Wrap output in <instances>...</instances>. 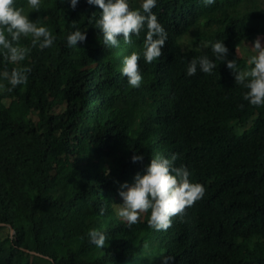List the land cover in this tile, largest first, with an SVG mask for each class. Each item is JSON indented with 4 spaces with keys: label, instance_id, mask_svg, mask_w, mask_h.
Here are the masks:
<instances>
[{
    "label": "trees",
    "instance_id": "16d2710c",
    "mask_svg": "<svg viewBox=\"0 0 264 264\" xmlns=\"http://www.w3.org/2000/svg\"><path fill=\"white\" fill-rule=\"evenodd\" d=\"M128 2L139 9L142 0ZM14 6L55 39L40 50L21 37L30 52L18 64L0 49V72L31 68L27 84L0 89V231L14 230L0 233V264H264V106L243 99L247 90L211 51L221 41L237 70L247 69L250 45L260 37L264 46V0H157L166 50L161 63L139 64L138 88L121 74L132 53L122 37L118 47L103 44L98 6ZM76 30L86 40L69 47ZM202 55L216 69L188 76ZM157 152L176 154L174 167L203 185V198L167 231L150 228L148 213L129 227L117 215L120 185ZM93 228L105 247L89 241Z\"/></svg>",
    "mask_w": 264,
    "mask_h": 264
},
{
    "label": "clouds",
    "instance_id": "9594fccd",
    "mask_svg": "<svg viewBox=\"0 0 264 264\" xmlns=\"http://www.w3.org/2000/svg\"><path fill=\"white\" fill-rule=\"evenodd\" d=\"M63 3L64 0H61ZM74 10L78 0H68ZM89 5L98 6L100 18L96 20V28L102 34L105 46L118 47L119 38L122 44L128 46L131 54L124 57L121 74L127 78L128 84L138 88L142 81L139 64L146 62L151 64L157 60L162 61L164 52L162 49L167 40V25H161L157 16L152 12L157 0H142L139 9L129 6L128 0H87ZM215 0H203L205 6H210ZM30 8L39 10L41 0H27ZM31 36V46L40 50L49 48L54 42V36L48 28L38 26L36 22L24 14L23 8L14 6V0H0V49L7 63L18 64L24 61L30 52L28 47L19 44L21 37ZM144 38V41L142 39ZM86 40L85 32L76 30L67 36L69 47L76 46ZM184 40L177 41L179 43ZM182 54H187L184 47L177 44ZM253 55L247 58L248 68L237 70V61L228 60V49L223 42L217 41L211 44V51L218 60L226 62L228 69L234 73L235 83L242 85L247 91L243 99L250 105L264 106V46L260 37H257L251 46ZM161 63V62H160ZM217 64L207 55L192 59L187 68V75L194 76L198 69L204 74H211ZM29 67L7 68L0 72V89L11 92L19 85L28 82ZM10 86V87H9ZM243 108V105H240ZM176 154L166 158L160 152L151 156L143 175L137 173L134 183L127 182L120 185L118 195L123 203L119 204L117 215L130 227L136 224L142 213H148L147 224L156 231H167L172 224V218L182 215L186 208L203 198L205 189L199 183L190 182V173L183 165L174 167ZM142 155H133L132 161H142ZM101 208L100 214L103 215ZM89 241L98 248L105 247L106 235L93 228L88 232ZM171 258H166L169 261Z\"/></svg>",
    "mask_w": 264,
    "mask_h": 264
},
{
    "label": "rangeland",
    "instance_id": "374dc122",
    "mask_svg": "<svg viewBox=\"0 0 264 264\" xmlns=\"http://www.w3.org/2000/svg\"><path fill=\"white\" fill-rule=\"evenodd\" d=\"M251 46L252 45H250V48H249V51H251V53L253 52L252 51V49H251ZM7 230H8V228H6ZM6 229H2L1 231H0V233L3 235V236H5L6 235V233H7V230ZM9 231V230H8Z\"/></svg>",
    "mask_w": 264,
    "mask_h": 264
},
{
    "label": "water",
    "instance_id": "95a60500",
    "mask_svg": "<svg viewBox=\"0 0 264 264\" xmlns=\"http://www.w3.org/2000/svg\"><path fill=\"white\" fill-rule=\"evenodd\" d=\"M9 229H10L9 231L10 237H12V235L14 234V230L10 226H9Z\"/></svg>",
    "mask_w": 264,
    "mask_h": 264
}]
</instances>
